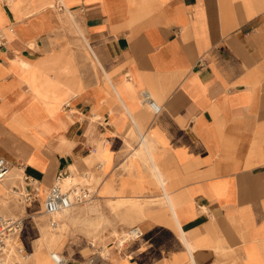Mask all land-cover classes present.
<instances>
[{
	"label": "crops",
	"instance_id": "1",
	"mask_svg": "<svg viewBox=\"0 0 264 264\" xmlns=\"http://www.w3.org/2000/svg\"><path fill=\"white\" fill-rule=\"evenodd\" d=\"M0 155L33 255L62 171L94 193L66 264H264V0H0Z\"/></svg>",
	"mask_w": 264,
	"mask_h": 264
},
{
	"label": "built area",
	"instance_id": "2",
	"mask_svg": "<svg viewBox=\"0 0 264 264\" xmlns=\"http://www.w3.org/2000/svg\"><path fill=\"white\" fill-rule=\"evenodd\" d=\"M144 102L155 112L160 111V106L151 98L148 92H144ZM11 162L0 155V181L8 178L11 171ZM25 189L23 191L24 202H32L37 194L39 182L33 177L23 172ZM66 178V173L60 171L55 177V183L48 189L44 203L43 212L49 216L50 224L54 227L58 225L54 214L64 208H71L75 204L88 202L94 198L93 191L88 186L81 188L76 185L64 188L62 183ZM79 188V189H78ZM17 189V188H16ZM22 215L9 216L0 211V264H31L33 252L29 251L21 241L22 228L24 223ZM142 235L139 226H133L125 234L124 242L134 240ZM52 258L57 264H66V259L62 254L52 253ZM90 264L95 263V258H90Z\"/></svg>",
	"mask_w": 264,
	"mask_h": 264
},
{
	"label": "rangeland",
	"instance_id": "3",
	"mask_svg": "<svg viewBox=\"0 0 264 264\" xmlns=\"http://www.w3.org/2000/svg\"><path fill=\"white\" fill-rule=\"evenodd\" d=\"M16 184L18 187L20 186H25V180L23 178V176L17 178L16 180ZM10 201V205H12V208L15 210L14 214H6L3 210L2 207L0 206V211L2 213H4L5 215H9V216H18L21 215L22 212L20 213V209L14 207V204L17 203V205H19L21 202L24 201L23 196L22 195H17V196H12L8 199ZM141 202H143L144 207L149 206V204L158 202L155 200H146V199H141ZM38 203V200L36 202H33L32 204H30L29 209L33 210L34 208V204ZM115 205H113V209L115 210L116 213H119L117 210L120 209L121 207H124V209H126L128 212V214H125V216H130V214H136L138 213L136 210H131L132 204L128 201L126 202H119V203H113ZM16 205V204H15ZM78 205L81 204H77L74 207L69 208V210H67L64 214V216L62 217H58V216H53L57 222L58 225L56 227L52 226L50 224L49 221V216L47 215L46 219H45V228L49 231L51 238L50 240H48L47 238H45L44 236L39 239L36 243L34 242V248L35 245L36 247L39 246V248H37L34 252V255L32 257L31 260V264H55L53 259L51 258L52 256H50V253H47V250L52 251V252H57L59 254H63V251L65 249H69L71 250L72 247H76L77 243H78V239H76V232H81L84 233L85 235L91 236L92 233L87 232L88 227L90 226L87 223V219H83L80 216H82L83 214H81V212H77V207ZM38 209V208H36ZM40 209V208H39ZM102 210V209H101ZM33 212H30V214ZM84 215L87 216V212H84ZM131 217V216H130ZM28 225H31V220L27 221ZM135 224H139L137 222H133L130 224V228L122 231V233H118V241L120 242V237L122 236L123 238L125 237L124 233H126L129 229H131ZM100 229H102L103 227V223L99 224ZM52 236H58L57 239L52 238ZM21 241L23 243V239L21 236ZM93 241H95L96 245L98 246V240L93 238ZM47 243H51V245H47ZM24 244V243H23ZM103 245H106L105 243ZM25 247H27L26 245H24ZM46 255L45 258H42V255ZM101 254L103 256L106 255V251L101 252ZM88 263L90 262V257L87 259Z\"/></svg>",
	"mask_w": 264,
	"mask_h": 264
},
{
	"label": "bare ground",
	"instance_id": "4",
	"mask_svg": "<svg viewBox=\"0 0 264 264\" xmlns=\"http://www.w3.org/2000/svg\"><path fill=\"white\" fill-rule=\"evenodd\" d=\"M13 168V167H12ZM12 168H11V171H10V173H9V176H8V178L11 176V172H12ZM21 176H23V172L21 173V175L19 176V177H21ZM23 178H24V176H23ZM6 180V179H5ZM4 181V180H3ZM69 181V180H68ZM0 182H2V181H0ZM24 187V189H25V186H23ZM17 188V189H16ZM11 191L14 193V194H17V195H21V194H23V191H21V189H19L18 187H17V184L11 189ZM39 193H40V187H39V185H38V191H37V194H36V196H39ZM135 200V199H134ZM140 200V199H139ZM134 202V201H133ZM25 203H28V202H25ZM44 203V202H43ZM133 210V209H132ZM62 210H59V211H57L55 214H60V212H61ZM42 212H43V207H42ZM44 213V212H43ZM47 214V213H46ZM65 214V213H64ZM37 214L36 213H31L30 215H28V216H30L31 218H35V216H36ZM24 218V223H23V228H22V236H23V233H24V231H25V227H26V217L27 216H23ZM126 233H124V235H125ZM125 238V237H124ZM48 253H50V256H52L53 254H52V251H49V250H47V253L46 254H48ZM54 260V259H53ZM56 263V262H55ZM57 264V263H56Z\"/></svg>",
	"mask_w": 264,
	"mask_h": 264
}]
</instances>
